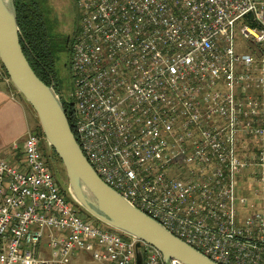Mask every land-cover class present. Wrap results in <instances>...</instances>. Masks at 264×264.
<instances>
[{
	"label": "built area",
	"instance_id": "2783aa9c",
	"mask_svg": "<svg viewBox=\"0 0 264 264\" xmlns=\"http://www.w3.org/2000/svg\"><path fill=\"white\" fill-rule=\"evenodd\" d=\"M74 3L68 102L95 172L211 260L264 264V0ZM44 141L0 160V264H165L83 217Z\"/></svg>",
	"mask_w": 264,
	"mask_h": 264
},
{
	"label": "water",
	"instance_id": "95a60500",
	"mask_svg": "<svg viewBox=\"0 0 264 264\" xmlns=\"http://www.w3.org/2000/svg\"><path fill=\"white\" fill-rule=\"evenodd\" d=\"M20 35L16 0H0V63L31 106L47 145L62 162L71 200L98 222L155 247L165 264H171L172 259L182 264H219L135 207L98 176L76 140L55 85L48 86L37 76L24 54ZM136 264H143L140 251Z\"/></svg>",
	"mask_w": 264,
	"mask_h": 264
},
{
	"label": "trees",
	"instance_id": "16d2710c",
	"mask_svg": "<svg viewBox=\"0 0 264 264\" xmlns=\"http://www.w3.org/2000/svg\"><path fill=\"white\" fill-rule=\"evenodd\" d=\"M16 8L21 34L20 40L26 58L37 76L45 84L48 86L52 84L56 85L58 83L56 60L59 51L56 49L54 43L53 33L55 32L56 25L52 18V11L49 8L48 0H16ZM62 102L70 126L74 130L75 111L73 106L68 101L62 100ZM34 131L44 136L40 125ZM45 155L50 158L49 165L53 172V167L56 163L54 157H58L56 154L53 156L51 152L49 153L50 156L46 153Z\"/></svg>",
	"mask_w": 264,
	"mask_h": 264
},
{
	"label": "rangeland",
	"instance_id": "374dc122",
	"mask_svg": "<svg viewBox=\"0 0 264 264\" xmlns=\"http://www.w3.org/2000/svg\"><path fill=\"white\" fill-rule=\"evenodd\" d=\"M48 5L52 11V18L56 25L55 32L53 33L54 43L56 45V49H58L59 51L58 52L59 54L56 60V71H57L58 83L54 85H55L56 91L61 96V99L66 102L72 97L70 63H71V56H72L71 54L72 47L74 43V36L78 28L77 27L78 19H77L76 6L74 3V0H48ZM68 44H69V47H68ZM27 106L29 108V111L32 112L31 114L33 117H31L30 119H31V128L34 131L40 124H39L38 119L34 117V112L31 106L28 103H27ZM43 150H44V153L48 155H49V152H51L53 156L55 154V152L52 151L50 147L47 145L46 140L43 142ZM21 157H22V154H20L19 158L21 159ZM54 159L56 161L53 167L54 177L64 187L65 190H68V179H67L65 169L62 165V162L60 161L59 158L54 157ZM83 217L86 220H95L92 217H89V215L86 214L84 210H83ZM74 264H81V263L77 262Z\"/></svg>",
	"mask_w": 264,
	"mask_h": 264
},
{
	"label": "crops",
	"instance_id": "0c3cea01",
	"mask_svg": "<svg viewBox=\"0 0 264 264\" xmlns=\"http://www.w3.org/2000/svg\"><path fill=\"white\" fill-rule=\"evenodd\" d=\"M31 113L11 81L8 82L5 77L0 76V160L20 159L25 136L32 129Z\"/></svg>",
	"mask_w": 264,
	"mask_h": 264
},
{
	"label": "flooded vegetation",
	"instance_id": "af4514ba",
	"mask_svg": "<svg viewBox=\"0 0 264 264\" xmlns=\"http://www.w3.org/2000/svg\"><path fill=\"white\" fill-rule=\"evenodd\" d=\"M59 90V89H58Z\"/></svg>",
	"mask_w": 264,
	"mask_h": 264
}]
</instances>
